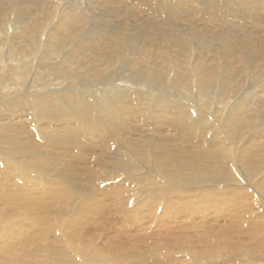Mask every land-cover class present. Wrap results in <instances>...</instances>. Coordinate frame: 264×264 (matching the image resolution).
Wrapping results in <instances>:
<instances>
[{
	"label": "bare ground",
	"instance_id": "1",
	"mask_svg": "<svg viewBox=\"0 0 264 264\" xmlns=\"http://www.w3.org/2000/svg\"><path fill=\"white\" fill-rule=\"evenodd\" d=\"M91 1L0 0V264H118L137 256L134 250L109 261L108 249L130 239L95 228L91 236L81 233L108 221L111 203L102 179L118 181L107 182L111 202L131 215L114 231L144 241L147 247H138L144 260L151 252L159 264H191L187 251H196L198 241L215 242L209 232H257V220H264V4L259 10L246 7L256 0H207L208 6L150 0L145 6L168 18L184 14L202 23L158 32L146 18L143 27L136 22L113 30L100 15L84 35L77 25L90 21L82 7ZM119 1L137 6L100 2ZM233 18L246 28L224 31ZM241 31L256 36L232 33ZM124 57L138 82L117 78L114 67ZM142 127L159 135L144 136ZM151 192L180 203L157 211V234L148 233L144 221L154 222ZM227 204L248 213L226 217ZM56 205L58 211H48ZM252 207L263 214L252 215ZM80 214L83 221L71 219ZM195 214L203 226L217 220L225 226L193 235L175 231L200 227ZM159 235L173 236L172 244ZM172 254L181 259L175 262Z\"/></svg>",
	"mask_w": 264,
	"mask_h": 264
},
{
	"label": "rangeland",
	"instance_id": "2",
	"mask_svg": "<svg viewBox=\"0 0 264 264\" xmlns=\"http://www.w3.org/2000/svg\"><path fill=\"white\" fill-rule=\"evenodd\" d=\"M100 1H102V0H95V1H93V3H92V1L91 2H88V3H86V5H84L83 7H82V12L85 14V16H87L89 19H90V21L89 22H87V23H84V24H80V26L79 25H77V27H79V28H81V30L84 32H86L87 30L88 31H90V29H91V26H92V24H93V19H95L96 18V16H100V15H106V17H107V19H106V21L107 22H105L106 24H105V26L106 27H108L109 29H113V30H121V29H128V28H131V26H137V25H133V24H135L136 22H137V24L139 25V26H141V27H143V21H140V20H143V19H149V20H151V21H153L154 22V24H155V26L158 28V32H159V29L160 30H163V31H165V30H176L177 28H179V26L180 25H184V26H186V27H188V25H190V23L191 22H196L197 21V19H196V17H194V16H192V17H189V16H186V15H182L185 19H180V17H177V18H168L167 17V15H165L163 12H161V11H159V10H157V9H149L147 6H145V4H146V1H150V0H139V1H137V0H130L129 1V3H131V4H133V3H136L135 5H137V6H135V7H130V6H127V5H125L123 2H117L116 4L115 3H110V2H100ZM170 1V0H169ZM200 4L202 3V5H204V6H208V4H209V2L207 1V0H197ZM207 1V2H206ZM141 2V3H140ZM206 2V3H205ZM251 2V3H250ZM249 3H247V5H246V7L249 9V8H257V9H259V10H261L260 8H261V6L260 5H262V4H264V0H260V3L259 2H257V0H256V3H254L253 4V2L252 1H250ZM98 3V4H97ZM107 3H109V4H107ZM145 3V4H144ZM259 3V4H258ZM262 3V4H261ZM90 4V5H89ZM103 5V6H102ZM109 5V6H108ZM122 5V6H121ZM210 5V4H209ZM251 5V6H250ZM253 5H255V6H253ZM257 5L259 6V8L257 7ZM127 6V7H126ZM139 6V7H138ZM87 7V8H86ZM89 7V8H88ZM91 7V8H90ZM94 7V8H93ZM124 8V10H123V8ZM144 7V8H143ZM93 8V9H92ZM126 8V9H125ZM199 8H201V5H200V7ZM244 8V7H243ZM263 8H264V5H263ZM90 9H91V11H90ZM113 11H112V10ZM117 9V10H116ZM131 9V10H130ZM140 9H142L143 11H141ZM145 9H147L148 11H145ZM206 9H207V7H206ZM240 9V8H239ZM247 9V10H248ZM96 12H95V11ZM128 10V11H127ZM150 10V11H149ZM242 10V9H241ZM243 10H245V9H243ZM101 11V12H100ZM135 11V12H134ZM263 11H264V9H263ZM90 12V13H89ZM99 12V13H98ZM105 12V13H104ZM114 12H116V13H113ZM126 12V13H125ZM130 12V13H129ZM213 12V11H212ZM235 12H238V9H236V10H234V13ZM112 15H111V14ZM124 13V14H123ZM143 13V14H142ZM88 14H90V15H88ZM99 14V15H98ZM149 14V15H148ZM160 14H162V15H160ZM260 15L262 14V11L259 13ZM91 15H92V17H91ZM110 16V17H108V16ZM125 16V17H124ZM128 16V17H127ZM245 13L243 12V15H242V19H240V20H244V18H245ZM117 19H116V18ZM232 17H233V15H232ZM241 17V16H240ZM93 18V19H92ZM112 18H113V20L114 21H112ZM127 18V19H126ZM131 18V19H130ZM153 18V19H152ZM189 18V19H188ZM195 18V19H194ZM256 18V17H255ZM111 20V21H110ZM118 20V21H117ZM165 20V21H164ZM189 20V21H188ZM192 20V21H191ZM235 19L233 18V20H232V22L234 21ZM126 21V22H125ZM169 21V22H168ZM200 20H198L197 21V23H199V24H201L202 22H199ZM237 20H235L234 22H233V24L231 25V27H223L224 28V31H229L228 29H233V27L235 28V27H237V28H239L240 26V28L239 29H245L246 28V26H243L241 23H243V22H240V21H238V22H236ZM133 22V23H132ZM188 22V23H187ZM256 22L257 23H259L258 22V19L256 20ZM116 23V24H115ZM124 23V24H123ZM164 23V24H163ZM167 23V24H166ZM257 23H256V28H258V29H261V27H259L258 25H257ZM119 26H118V25ZM127 26H126V25ZM141 24V25H140ZM207 24H209V25H212V23L211 22H209V23H207ZM237 24V25H236ZM90 25V26H89ZM114 25V26H113ZM117 25V26H116ZM121 25V26H120ZM163 25V26H162ZM112 28H111V27ZM130 26V27H129ZM167 26V27H166ZM224 26H227V25H224ZM118 29H117V28ZM162 27V28H161ZM171 27V28H170ZM174 27V28H173ZM83 28V29H82ZM176 28V29H175ZM85 29V30H84ZM180 29V28H179ZM227 29V30H226ZM132 30H135V29H132ZM85 32L83 33L84 35H85ZM214 33V32H213ZM232 33H234L236 36H239V37H241V38H246V39H248L250 36H256V35H254V34H250L249 32H244V31H241V32H232ZM157 37H159V35L158 36H156V40L154 39V41L153 42H158V40L159 39H157ZM82 40H84V38H82L81 40H79V41H82ZM78 41V42H79ZM156 42V43H157ZM195 43H197V42H195ZM203 52H205V53H208L210 56H213V52L211 51V50H205V49H203ZM210 53H212V54H210ZM218 54V56H216V58L217 57H219L220 58V53H217ZM216 54V55H217ZM206 56H208V55H206ZM123 60H125V61H123ZM117 63V65L114 67V70L115 71H117V78L120 80V79H122L123 78V76L125 77V75L126 76H131L130 78L134 81V82H138V77H137V75L136 74H138V73H136L135 71H134V69L132 68V66H131V64L128 62V59H127V57H124V58H122L121 60H119L118 62H116ZM128 63V64H127ZM120 64V65H119ZM126 65V66H125ZM128 65V66H127ZM129 65H130V67H129ZM119 66V67H118ZM122 66H123V68H122ZM122 68V69H121ZM125 68V69H124ZM113 69V68H112ZM118 69V70H117ZM127 69V70H126ZM132 69V70H131ZM120 72V73H119ZM122 72V73H121ZM131 72H133V74L134 75H132V73ZM127 73V74H126ZM131 73V74H130ZM129 74V75H128ZM120 75V76H119ZM255 78H257V77H255ZM261 81V80H260ZM258 83V82H257ZM136 125H140V123H137ZM146 128H143L142 127V134L145 136L146 134L147 135H155V136H158L159 135V133L157 132V130H149V131H144ZM131 132H133V131H131ZM145 132V133H144ZM149 132V133H148ZM155 132V133H154ZM151 133V134H150ZM68 166V165H67ZM69 167V166H68ZM103 180V181H102ZM102 180H99V181H101L100 183H101V185H102V189L104 190V188H106L105 190H108L109 192H107V191H105V192H107L106 194H107V196L105 195V194H102L101 196H106V197H108V201L111 203V206H110V213H109V216H108V214H106V215H104V216H106L107 217V219H108V221L107 222H103L104 224H102V226H101V224L99 225V224H97V223H95V224H91L88 228H90L91 229V232H87V231H89V230H87L86 232H81V233H83V234H87V235H89V236H91V233L93 234V232H94V228H95V230L96 229H98L99 231L101 230H103L104 232L105 231H107L108 232V230H110L111 231V233H112V235H114V236H117V238L119 239V241H126V240H128V239H130V241L128 242V243H122V244H120L119 246H113L115 249L114 250H111V248H109L108 249V251L109 252H111L112 253V255L113 256H111L110 257V259H109V261H116L117 259H118V257H120L121 255H123V254H125V253H127V254H129L131 251H136L137 252V256H131L130 258H129V261H125V260H123V261H121V262H119L118 264H144V263H146V264H159L160 263V258L158 257V255H156V254H154V253H151L150 252V254L148 255L149 256V258H150V260H144L142 257H143V255H142V252H145L144 251V249H139L138 247L139 246H146V243L144 242V241H141V240H139L138 238H135V237H133V236H127V237H121L117 232H115L114 230H115V228H116V225H118V226H121V225H123V223H124V225L125 226H127L126 224H128L127 222L125 223L124 221L122 222V220H124V217H126V215L127 214H130L131 215V213H127V214H125L124 213V215H123V210H121V212H122V214H121V212L119 211V209H117L116 207H113V204H112V202L111 201H113L112 199H110V196H111V198H112V195L111 194H113V191H111V189H110V186L109 187H107L110 183H117L118 181L116 180H113V181H108L107 179H102ZM107 182H108V185H107ZM110 182V183H109ZM133 184H134V181L132 182ZM105 186H104V185ZM107 185V186H106ZM150 188V187H149ZM110 189V190H109ZM249 190H252V191H254V195L255 196H261L260 195V193H258V191H256V190H254V189H250L249 188ZM159 193V192H158ZM184 194H187V193H185V192H183ZM183 193H176V195L178 194V197L179 198H185V197H187V196H185V195H182ZM174 193H171L170 195H173ZM179 194L181 195V196H179ZM58 195H60V194H58ZM151 197H154L155 198V200H156V202H152L153 203V207L155 206V213L152 215L153 217H156V218H153L152 216H149V217H152V220H154V222H152V224H151V222L149 221V219L148 218H146V217H144V221L145 222H148V224H149V226H147L146 225V227H147V229L149 230H147V232L148 233H156L157 234V229L156 228H154V226H157V224L158 223H156L157 222V219L160 217L159 216V213L157 212V211H159L161 208H167L168 209V207H169V209H173L174 208V206H178L176 203H174L176 200H173L172 201V199H170V198H172L171 196H169L168 194H164V195H162V194H160V195H157V194H155V192H151L150 194H149ZM167 195L169 196V197H167ZM175 195V194H174ZM150 200L151 199H148V201H144L145 202V205H143V208L145 209V207H146V209H147V206H149V204H151V202H150ZM242 200V199H241ZM254 201V200H253ZM146 202H148V204L146 203ZM161 202V203H160ZM256 202V201H255ZM109 203V204H110ZM114 203V202H113ZM155 203V204H154ZM157 203H158V205H157ZM244 203H246V202H244ZM107 204H108V202H107ZM108 204V205H109ZM163 204V205H162ZM254 204V203H253ZM7 205L6 204H3L2 205V212H3V210H4V208L6 207ZM157 206V207H156ZM159 206V207H158ZM179 206H180V203H179ZM178 206V207H179ZM227 206H229V208L227 209V212H226V217H228V216H230L233 212H235L236 214L235 215H238V216H240V217H238V216H236V219L237 220H239V219H241L242 217H244L245 216V214L246 213H248V211H247V209L245 208V207H242V209H240L239 210V208L238 207H236L235 205H230V204H227ZM254 206H255V204H254ZM4 207V208H3ZM72 208V207H71ZM70 207H69V209L70 210H72ZM116 208V209H115ZM255 209V207H252L251 209H250V213L252 214V215H254V216H258V215H261V214H263V211H260L259 209H256V210H254ZM6 209V208H5ZM53 209H54V211H58V205H56V206H54V207H52V209L51 210H48L49 212H53ZM129 209V208H128ZM1 210V209H0ZM113 210H115L114 212L115 213H113ZM112 211V212H111ZM117 211H119V213L117 212ZM181 211V213L183 212L184 213V210L183 209H180L179 210V212ZM158 215H157V214ZM3 214L4 213H0V217H2L3 216ZM112 214V215H111ZM202 215H204V213H201ZM114 215V216H113ZM157 215V216H156ZM249 215V214H248ZM80 216V217H79ZM78 217H74V218H71V219H77V220H81V221H83V214H80ZM112 218H111V217ZM250 216V215H249ZM4 217V216H3ZM2 217V218H3ZM117 217V218H116ZM123 217V218H122ZM135 216H133V218H134ZM2 218H0V219H2ZM132 218V219H133ZM195 218H196V221L197 222H199L198 220V218L196 217V214H195ZM113 221H112V220ZM119 219H121V220H119ZM101 220V219H100ZM118 220V221H117ZM148 220V221H147ZM115 221V222H114ZM119 221H121V222H119ZM258 222H259V224H261L262 226H259V224H258V226H257V232H256V230L255 231H252V232H255V234H252V232H248V233H250L249 235H248V233L246 232V234H241V233H239V232H237L236 231V229L234 228H232V229H230V232H227V234L226 235H222L221 234V232L220 231H215V232H209L208 234L209 235H211V236H213V241L215 240V242H213V243H211V244H208L207 243V245L205 244V242L206 241H198V245L197 246H195V248H196V251H194L192 254H190L192 251L190 250V251H187V253H186V255H191V257L190 258H188V259H186V261L185 262H187V263H191V264H239L240 262H242V260L241 259H244V262L242 263V264H264V234L263 235H261L262 234V230H264V220H257ZM261 221V222H260ZM67 222H68V220H67ZM67 222H66V224H67ZM118 222H119V224H118ZM100 223H101V221H100ZM107 223V224H106ZM110 223V224H109ZM156 223V225H154L153 226V224H155ZM252 223V222H251ZM7 224H9V222L7 223ZM11 224H12V221H11ZM65 224V225H66ZM106 224V226H104ZM112 224V225H111ZM116 224V225H115ZM199 224V226L200 227H189L188 226V228H189V230L188 229H186V227L184 226V228H179V229H176L175 231L177 232L178 230H186V231H188V232H186V233H189L190 235H193V234H195V233H193V231L195 232V231H198L199 229H202V230H204L205 232L206 231H209V230H211V229H216V228H219L220 226H225V221H223V220H217V221H215L213 224H209V225H205V226H203L200 222L198 223ZM123 225V226H124ZM151 225V226H150ZM180 225V224H179ZM82 226H84L83 224H81V225H79L78 227H82ZM110 226V227H109ZM176 226H178V225H176ZM164 229L165 228H167V227H165V225L163 224V226H162ZM260 227V228H259ZM263 227V228H262ZM114 228V229H113ZM79 229V228H78ZM129 229H131L132 230V228H129ZM164 229H161V230H164ZM170 229V228H169ZM260 229H262V230H260ZM140 230H142V228L140 229ZM171 230V229H170ZM169 230V231H170ZM234 230V231H233ZM133 231V230H132ZM190 231V232H189ZM191 231H192V234H191ZM258 231L260 232V233H258ZM166 233L167 234V231H162V233ZM62 234L63 233H65V231H63V232H61ZM154 233V234H155ZM170 233V232H169ZM257 233V234H256ZM141 234V233H140ZM95 235V234H94ZM94 235H92V236H94ZM100 235H102L101 237L103 238V240H105V237L106 236H104V234H103V232H102V234H100ZM258 235H261L260 237H257ZM152 237V236H151ZM159 237L160 238H162V240L164 241V245H171L172 244V240H173V236H170V235H159ZM153 238V237H152ZM151 239V238H150ZM149 239V240H150ZM103 240L101 241V242H103ZM50 242V241H49ZM105 243H111L110 242V238H109V235H108V237H106V241H105ZM147 243H149V245H150V243H151V240L149 241V242H147ZM148 245V246H149ZM93 246H94V244H90L88 247H90V248H93ZM147 247V246H146ZM231 247H237L236 249H233V248H231ZM26 249V250H25ZM24 250L25 251H27V249H28V247H26ZM31 249H35V247H32ZM23 250V249H22ZM218 250H220L221 252H218V253H221V254H219V255H217V256H213L211 253L212 252H217ZM225 250V251H224ZM24 251V252H25ZM35 251V250H34ZM107 251V250H106ZM105 251V252H106ZM40 252H42V251H40ZM27 253H30V251H28ZM114 254L115 255H117V256H114ZM249 254V255H248ZM178 255L180 256V257H183V254L182 253H178ZM154 256V257H153ZM172 256H173V259H175V262H178V260L179 259H181L180 257H177V256H175V255H173L172 254ZM222 256V257H221ZM224 256V257H223ZM158 257V258H157ZM175 257V258H174ZM256 258V259H255ZM170 260L171 262H174V260ZM177 260V261H176ZM151 261H152V263H151ZM148 262V263H147ZM250 262V263H249Z\"/></svg>",
	"mask_w": 264,
	"mask_h": 264
}]
</instances>
